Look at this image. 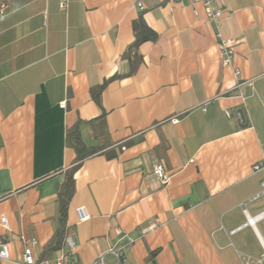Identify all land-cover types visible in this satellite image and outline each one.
Wrapping results in <instances>:
<instances>
[{"label": "crops", "instance_id": "obj_1", "mask_svg": "<svg viewBox=\"0 0 264 264\" xmlns=\"http://www.w3.org/2000/svg\"><path fill=\"white\" fill-rule=\"evenodd\" d=\"M61 1L0 0V241L14 261L0 264H20L31 239L38 258L65 251L66 236L77 264L257 257L264 216L245 223L264 210V195L251 200L264 175L252 172L264 154V0H219L218 24L195 0H140L142 10L139 0ZM139 15L157 36L138 46L142 60L129 72L123 53ZM221 38L235 39L228 65ZM104 80L98 104L91 89ZM245 80L242 101L235 84ZM74 127L80 152H90L72 172L61 218ZM155 162L167 183L152 178Z\"/></svg>", "mask_w": 264, "mask_h": 264}, {"label": "built area", "instance_id": "obj_2", "mask_svg": "<svg viewBox=\"0 0 264 264\" xmlns=\"http://www.w3.org/2000/svg\"><path fill=\"white\" fill-rule=\"evenodd\" d=\"M197 2H200L205 10V15L207 20H209L212 23L218 24L221 20V17L224 13V8L219 3V0H195ZM6 2H0V15L5 13V10L7 8ZM66 5V1L62 0L60 2V7L64 8ZM137 6L140 10L144 8L142 2L139 0L137 1ZM234 43L235 39L233 38H221L218 47L221 52V63L222 65H228L231 63L232 56L234 54ZM234 75H239V70L234 69ZM252 81L251 80H245V81H237L235 84V89L238 91V95L242 99V101L245 100V94L243 91V88L245 86H251ZM236 116L242 120L241 112L239 110H236ZM228 114V112H227ZM264 172V154H262L261 159L253 164L252 166V172ZM151 176L153 179L159 180L161 183H167L170 175L166 172L163 163L162 162H155L152 164L151 167ZM264 195V175L262 179L260 180V187L259 190L251 197V200H255L261 196ZM78 220L82 221L89 217L86 210L83 206H80L76 209ZM264 216V210L260 213H258L255 216L247 217L245 224H253L255 219ZM0 223L2 226H7V218L4 215H0ZM238 228L230 230L231 233L235 232ZM116 231L119 232V229L116 228ZM260 245H261V252L257 257L250 258L246 257V264H264V238H260ZM36 243L35 239H31L27 241V243L23 247V251L21 254L20 264H77L73 260L69 259V252L73 251L75 249V243L73 239L70 236H66L65 238V245L67 247V250L58 249L55 251V254L53 256H46L44 258H38L33 254L32 247ZM110 252L116 257L117 262L121 259L119 254V248L111 249ZM0 259L1 260H7L10 262H14L11 260L9 255V248L8 244L6 242L0 241ZM102 257L99 258L101 260ZM124 260V259H123Z\"/></svg>", "mask_w": 264, "mask_h": 264}, {"label": "trees", "instance_id": "obj_3", "mask_svg": "<svg viewBox=\"0 0 264 264\" xmlns=\"http://www.w3.org/2000/svg\"><path fill=\"white\" fill-rule=\"evenodd\" d=\"M132 28H133L134 39L127 46L126 50L123 53V57L128 59L131 66V70L129 72L135 71V69L142 60L141 54L138 53V46L144 41L154 40L157 36L156 32L145 24L141 15H139L137 19L133 21ZM106 81L107 80H104L101 84H98L97 86L92 87L91 89V95L98 104H100V94L104 85L106 84ZM69 135L71 140L70 142L74 145V147L77 150V157H76V163L71 167L64 183L61 186H59L57 191V200L59 203L61 218L64 215L67 202L73 191L72 172L74 169L77 168L78 161L82 159L86 153L90 152V151L88 152L84 151V154L80 152V150L82 151L83 148L81 146L82 144L75 127L70 131ZM58 232H63L62 227L59 228ZM61 238H62V233L55 235V237H53V239L47 244L45 249V254L57 248L61 244Z\"/></svg>", "mask_w": 264, "mask_h": 264}]
</instances>
